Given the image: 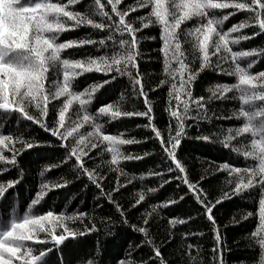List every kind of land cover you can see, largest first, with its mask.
<instances>
[{
    "label": "snow or ice",
    "instance_id": "obj_1",
    "mask_svg": "<svg viewBox=\"0 0 264 264\" xmlns=\"http://www.w3.org/2000/svg\"><path fill=\"white\" fill-rule=\"evenodd\" d=\"M80 3L81 0H0V129L5 128V123L10 125L13 119L17 124L11 131H0V176H4L0 179V204H7L4 210H0V264H50L57 252L60 259L55 264H65V250L71 252L83 243L81 238L97 231L95 221L89 220L84 211L68 214L42 205L47 195L45 189L64 188L70 181L51 185L42 183L40 190L30 193L23 213L16 210L19 206V184L23 178L19 160L25 156L46 159L39 149L50 146L62 149L64 155L58 163L47 164L44 171L71 165L76 179L86 177L88 185L94 186L98 195L114 206L115 212L107 217L108 220L142 234L139 242L133 239L123 254L121 246L105 261L107 250L102 255L98 249L94 254L89 253L86 259L80 258V264H173V260L164 255V249L175 241L181 226H185L181 232L183 244L184 238L190 235L186 226L195 223L197 218H206L211 224V264H226L224 252L230 249L221 237L214 209L224 201L245 193L255 194L256 211L247 212L241 219L257 218V229L249 234V239L264 253V70L249 71L259 58L264 57V47L240 51L231 47L264 34V0H135L134 4L126 3V0H106V3L93 0L84 12L73 7ZM225 9L232 11L219 15L215 11ZM241 11L251 15L225 29V21ZM132 14H135L138 24ZM194 18L198 20L192 28H181L182 24ZM152 25L160 28L159 52L165 78L146 91L139 61L143 58V29ZM81 26L96 30L95 35L58 39L61 33ZM250 26L259 31L242 33L241 30ZM68 49H83L87 54L78 58L62 55ZM93 49L95 55L92 54ZM248 57L255 58L246 64L239 63L240 58ZM206 70L234 75L235 83H217L207 89L210 93L207 97L196 95L194 82ZM86 73L100 75L91 78L83 88H77L78 78ZM53 75L56 79H52ZM122 77L128 78L133 95L143 99V110H124L111 101L110 96L120 86ZM136 86H139L138 90ZM165 87L167 97L162 103L169 120L166 137L164 131L157 127L155 107L150 101V93H155L156 89L163 91ZM101 96L108 99L102 100ZM123 98L122 94L120 99ZM237 99L240 108L234 109L231 116H223V119L236 118L241 123L228 127L226 133L221 132L219 143L238 157L242 156L246 163L213 161L205 175L193 181L179 159L178 149L182 147V140L189 137L188 129L193 124L199 127L200 121L211 119L208 105L212 101ZM74 104L79 108L75 110V119H72L70 107ZM30 106L39 114H33ZM101 117L106 120L101 121ZM131 117L144 118L146 123L143 127L150 129L151 135L140 140L126 138L123 132L113 134L105 131V124ZM21 120L39 126L48 135L33 138L29 132L26 136L19 126ZM217 135L198 134L194 139L216 143L213 137ZM152 139L159 142L165 159L156 170L150 169L141 178L144 175L160 177L159 188L179 181V190L175 199L149 204L152 211H145L139 223H132L129 219L132 211H139L138 206L143 207L147 203L145 194L141 192L130 201L128 208L122 206L116 197L127 190L125 184L117 177L115 184L109 185L110 190H106L105 184L111 177L107 172L90 168L88 161L95 162L96 157H101L114 166L109 168L110 172L127 175L122 172V162L138 161L151 156V153L133 154L123 151L121 146ZM249 160L255 163H247ZM12 171L17 175H6ZM214 173H226L228 179L226 187H221L219 194L212 198L201 181ZM40 174L43 176L44 172ZM158 187H149L147 192L155 193ZM14 193L17 195L15 207L11 199ZM185 198L194 201L193 208L183 217L169 215L164 226L165 234L157 243L151 231L153 213L157 212V207L175 206ZM100 206V201H96V207ZM76 217L82 218L80 222L84 224L78 230L67 223ZM193 247L188 243L189 250ZM144 248L149 249L146 258L137 261L135 252ZM179 256L181 259L185 256L183 247ZM261 264H264V257Z\"/></svg>",
    "mask_w": 264,
    "mask_h": 264
},
{
    "label": "trees",
    "instance_id": "obj_2",
    "mask_svg": "<svg viewBox=\"0 0 264 264\" xmlns=\"http://www.w3.org/2000/svg\"><path fill=\"white\" fill-rule=\"evenodd\" d=\"M106 3V0H103ZM135 0H126V3L134 4ZM93 3V0H81V3L77 6H73L76 10L84 12L85 8ZM216 13L223 14L232 9L225 10H215ZM133 15V20L135 23V14ZM251 14L248 12H236L234 16H231L228 21H225L223 27L226 29L232 23H237L242 20H246ZM99 19V17H96ZM198 18L186 21L181 25L183 29H190L197 22ZM71 23V22H69ZM252 30L259 31L258 28L250 26L242 31L244 34H250ZM159 25H152L148 29H143L144 38L141 39L142 54L143 58L139 61V68L143 74L144 83L146 85V91L149 88L155 86L160 79L165 78L163 74V64L162 56L159 52L160 40H159ZM96 30L91 29L88 26H81L76 30H71L63 32L58 37L59 40H64L68 38L83 37L85 34L95 35ZM235 35V34H232ZM149 37H156L155 39H150ZM183 38V35H182ZM232 49L235 51L246 50L252 47H264V34H260L250 40L241 41L237 45H231ZM83 49H68L62 55L71 56L78 58L81 55H85ZM92 54L95 55L96 52L93 49ZM255 57L240 58L239 63L246 64L249 60ZM227 67V66H225ZM264 70V57L258 59V62L253 65V68L249 71L258 72ZM99 73H86L84 76L78 78L77 88H83L85 84L91 82V78L98 77ZM52 79H56L53 75ZM121 84L115 89L111 94L110 98L114 104H118L124 110H143L144 102L143 99L133 95L132 85L130 84L127 77H122ZM235 76L225 75L223 73H217L213 70H206L198 76L197 80L194 82V93L196 95H203L207 97L210 93L207 89L217 83H235ZM49 87H52L49 84ZM137 90L139 86H136ZM123 94V99L120 97ZM167 97V88L165 87L163 91L156 89L155 93H150V101L153 103L156 111L155 122L157 127L164 131L165 137L167 136L166 128L169 123L168 115L164 111L163 101ZM102 100H107L108 97L101 96ZM239 100H227V101H212L208 107L210 109L209 115L210 120L200 121L199 127L193 124V127L188 129L189 137L182 140V147L178 149L179 159L186 166L189 171V177L193 180H199L201 175H205L206 171L209 170L210 165L213 161H229L232 162L239 161L241 165H244L245 159L242 156H237L236 153L230 152L224 149L219 143V134L221 132L226 133L227 128L230 126H237L241 123L240 120L236 118L223 119V116H231L234 109L240 108ZM79 108L78 104H74L70 107V112L72 113V119H75L76 109ZM30 111L33 114L38 115V111L30 106ZM92 112L95 109H91ZM81 115L83 113H80ZM101 121L106 120L105 117L100 118ZM51 123V118L48 120ZM146 120L141 117H131L122 118L118 121H112L105 124V131H109L113 134H119L123 132L126 138L135 137L137 139L143 140L145 136L151 135L150 129L144 128L143 125ZM188 123H192L188 121ZM140 125V127H137ZM24 129V134L27 136L31 133L33 138L46 137L48 134L45 133L39 126L32 125L29 121H20V125ZM174 126V121H173ZM17 127L16 121L13 119L12 123L9 125L5 123V128L0 129V131H11L13 128ZM87 127V126H86ZM82 131H84L82 129ZM216 133L217 136L213 137L217 140L216 143L197 141L194 137L198 134H209ZM54 139V138H50ZM122 150L125 152H131L133 154H141L144 151L151 153V156L144 157L141 160L125 161L122 162V172L127 175H122L121 173L109 171V163L105 162L101 157H96L95 162L88 161V166L90 168H95L100 172H107L111 177L109 183L105 184V189L110 190V184H115V179L118 177L120 182L125 184L126 191H123L121 196H117V200L122 206L128 208L129 202L134 198H137L141 192L146 196L147 203L143 207H139V211H132V215L129 217L132 223H139L140 216L145 211L151 212L152 209L149 208V204H157V202H164L166 199H175L176 192L179 190L177 185L180 184L179 181L169 182L165 184L162 188L158 185L161 181L160 177L147 176L142 174L147 173L150 169L156 170L157 165H161L162 161L165 159L162 150L160 149V144L155 139L150 141H144L140 144L124 145L121 146ZM46 159H39L35 156H25L23 159L19 160L18 167L23 170V178L19 184L18 192V208L21 214L25 209L26 203L29 200L30 193L40 190V186L44 182H48L49 185L55 182L70 181L67 187L58 188L55 190L45 189L47 192L42 205L45 208H51L58 212H67L72 214L78 211H84L87 214L89 220H94L97 226V231L93 234H89L85 238H81L83 243L75 247L71 252L65 250L64 262L67 264L68 261L71 264H80V258H87L89 253H96L99 249L100 253L103 255L105 249L107 250V255H104L105 261H107L110 255H114L118 248H121V254L123 250L128 249V245L136 239L142 238V234L132 232L126 226H122L119 223H114L107 219L108 216L115 212L114 206L109 204L105 198L98 195L97 190L94 186L88 185L87 178L76 179L74 170L71 165L65 167L60 165L59 167L52 168L48 171H44V168L49 163H58L63 157L64 152L62 149L57 150L55 146L50 147H40L39 149ZM8 154V153H4ZM108 160L110 156L104 154ZM2 163V162H0ZM247 163H255V161L249 160ZM44 172L42 176L40 173ZM7 176H16V171H12L6 174ZM4 176H0L3 179ZM228 179L226 173H214L207 176L204 181H201L203 188L209 193V196L216 197L221 187H226L225 181ZM131 181V183H127ZM86 185H88L86 187ZM149 187H158V191L155 193L147 192ZM183 188V185H180ZM186 191V189H185ZM182 194V193H181ZM14 202L17 201V195L14 193L12 198ZM256 196L255 194H242L240 196L233 197L231 200H226L220 205H217L214 209L215 218L220 226V232L222 239L226 242V246L230 251L224 252V258L226 264H261V259L264 257L261 248L258 244L254 243L249 239V234L257 229V218L255 216H250L247 219L242 220L241 216L247 212H255ZM96 201H100L101 206L96 207ZM194 206V201L189 198H185L184 201L179 202L175 206L168 208L157 207V212L153 213V227L152 235L157 243H159L161 237L164 233V226L166 224V218L169 215H177L183 217L186 212H189ZM7 207L6 202L0 204V210H4ZM37 207H40L38 205ZM196 207H199L196 205ZM131 210V209H130ZM158 213V215H157ZM195 216V213H192ZM82 218L76 217L73 220L67 221L68 226L73 229H80L84 227L81 223ZM238 221L233 223V221ZM187 230L190 235L184 238L183 244L181 240V232L185 230V226H181L176 232V238L173 243L164 249V255L173 260V264H191L192 261L195 264H211V249L213 245V234L211 231V224L205 219L197 218L195 223L190 224ZM191 243L194 247L188 249L187 245ZM51 246V245H49ZM39 247V246H37ZM183 247L185 250V256L183 259L179 256V250ZM149 249L144 248L140 251L135 252V259L139 261L141 258H146ZM189 252L191 255H189ZM76 257V258H73ZM60 259V253H55L50 261V264H55V261Z\"/></svg>",
    "mask_w": 264,
    "mask_h": 264
}]
</instances>
